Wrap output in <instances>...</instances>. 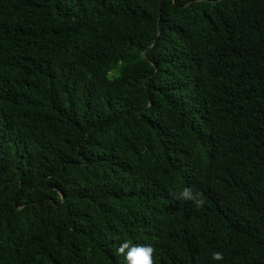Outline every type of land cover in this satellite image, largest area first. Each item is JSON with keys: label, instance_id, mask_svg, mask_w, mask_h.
<instances>
[{"label": "trees", "instance_id": "1", "mask_svg": "<svg viewBox=\"0 0 264 264\" xmlns=\"http://www.w3.org/2000/svg\"><path fill=\"white\" fill-rule=\"evenodd\" d=\"M124 241L264 264V0H0V264Z\"/></svg>", "mask_w": 264, "mask_h": 264}, {"label": "clouds", "instance_id": "2", "mask_svg": "<svg viewBox=\"0 0 264 264\" xmlns=\"http://www.w3.org/2000/svg\"><path fill=\"white\" fill-rule=\"evenodd\" d=\"M178 198L192 201L197 208H202L205 204L203 193L194 192L192 187H185L179 193ZM117 251L125 256L127 264H155V248L151 245H133L124 241ZM212 259L220 261L224 259V255L222 252L216 251L213 252Z\"/></svg>", "mask_w": 264, "mask_h": 264}]
</instances>
